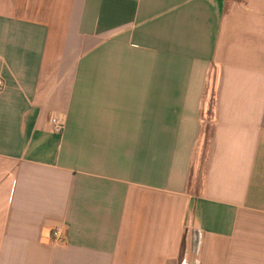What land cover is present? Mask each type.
Listing matches in <instances>:
<instances>
[{
    "label": "crops",
    "instance_id": "obj_1",
    "mask_svg": "<svg viewBox=\"0 0 264 264\" xmlns=\"http://www.w3.org/2000/svg\"><path fill=\"white\" fill-rule=\"evenodd\" d=\"M0 78V264H264V0H0Z\"/></svg>",
    "mask_w": 264,
    "mask_h": 264
},
{
    "label": "built area",
    "instance_id": "obj_2",
    "mask_svg": "<svg viewBox=\"0 0 264 264\" xmlns=\"http://www.w3.org/2000/svg\"><path fill=\"white\" fill-rule=\"evenodd\" d=\"M5 88V83L3 81L2 78H0V92H2ZM51 124H52V130L54 133L56 134H62L65 128V121L63 118L59 117V116H53L51 118ZM61 229L57 228L54 232H53V237L55 239H59L61 238Z\"/></svg>",
    "mask_w": 264,
    "mask_h": 264
}]
</instances>
